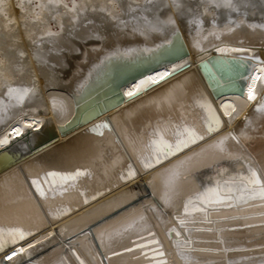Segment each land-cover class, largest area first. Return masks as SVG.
<instances>
[{"label": "bare ground", "instance_id": "bare-ground-1", "mask_svg": "<svg viewBox=\"0 0 264 264\" xmlns=\"http://www.w3.org/2000/svg\"><path fill=\"white\" fill-rule=\"evenodd\" d=\"M208 3L0 0V229L31 233L0 264H264V201L184 215L217 181L251 169L264 184V0ZM242 56L231 72L216 62ZM185 126L204 139L145 171L149 140ZM76 170L90 175L62 194L31 184Z\"/></svg>", "mask_w": 264, "mask_h": 264}, {"label": "snow or ice", "instance_id": "snow-or-ice-1", "mask_svg": "<svg viewBox=\"0 0 264 264\" xmlns=\"http://www.w3.org/2000/svg\"><path fill=\"white\" fill-rule=\"evenodd\" d=\"M49 3H51V0H49ZM221 6L235 10L233 0H223V2H221V0H209V3L207 5V7L209 8ZM69 11H71V9H69ZM165 47V44H160L157 47H145L143 49H140L139 52L145 56H152L161 53L162 49H164ZM234 51L240 52L243 51V49H234ZM123 55L125 57H128L131 56L132 53L129 50L123 53ZM237 59L243 61L252 59V57H233L232 60H217L216 62L224 64L226 68L231 72L232 63ZM238 66L243 68L244 64L241 63ZM174 74L175 70L173 73H168L167 71H165L164 73H160L158 75V78L157 76H150L149 80L151 81V85L148 88H145L144 91H150L152 86H155L162 81H166L167 78ZM211 75L212 80L218 83L216 75ZM220 79H224V77L221 76ZM250 79L252 81V84L248 89L247 96L248 100L252 101L256 98L254 92L256 82L260 80V76L251 75ZM228 80L230 84H234L236 82V78L232 76H229ZM230 84L228 86H230ZM138 94L139 90H137V92L130 91L127 93L129 97H134ZM201 107L205 108L207 112L205 123L206 132L208 134H211L213 131L219 130L221 122L218 119L214 109L211 107V104L205 100V103L201 105ZM260 109L264 110V101L261 102ZM98 127H106V125H99ZM14 131L17 135H19V129H15ZM149 135L150 137H158V133L156 131L149 133ZM203 139V136L198 135L196 131L187 126L183 128L178 127L175 129L174 142H166L162 138L150 139L148 148L151 152V156L147 162L141 161L142 167L145 171L155 168L162 162L177 155L184 149L196 144L198 141ZM86 175H90V173L82 170H76L74 172L49 171L38 179H33L31 181V184L41 197L45 195V191L42 185H46L48 190L51 192L62 194L63 192L74 188L75 181ZM135 175V172L132 171L131 168H129L127 174L128 179H134ZM81 195H83V193H81ZM256 200L264 201V184L261 183V180L259 179L257 174L249 169L248 175L238 174L230 176L228 179L223 180V182L217 181L215 186L204 187L197 195L187 199L184 203V215L190 216L195 213H202L204 219L208 222H211L209 219L210 215L214 212L219 211L221 208L227 209L237 205L248 204ZM84 203H88V200L85 199ZM197 204L201 205L202 207H196ZM28 235H31V233L26 234L19 229L7 231L0 229V248L3 247L6 241L11 244H17L20 241L27 239ZM31 246L32 245H29V247ZM138 247L143 246L138 245ZM126 250L131 252L134 249L128 248ZM21 251H23V249H21ZM17 255V252H13L12 255L7 257V259L12 260ZM161 264H163V262H161Z\"/></svg>", "mask_w": 264, "mask_h": 264}, {"label": "water", "instance_id": "water-1", "mask_svg": "<svg viewBox=\"0 0 264 264\" xmlns=\"http://www.w3.org/2000/svg\"><path fill=\"white\" fill-rule=\"evenodd\" d=\"M1 156V155H0ZM12 247V246H11ZM2 251V248H0V252Z\"/></svg>", "mask_w": 264, "mask_h": 264}, {"label": "rangeland", "instance_id": "rangeland-1", "mask_svg": "<svg viewBox=\"0 0 264 264\" xmlns=\"http://www.w3.org/2000/svg\"><path fill=\"white\" fill-rule=\"evenodd\" d=\"M54 28V27H53Z\"/></svg>", "mask_w": 264, "mask_h": 264}]
</instances>
